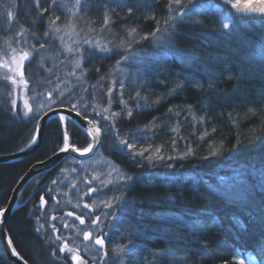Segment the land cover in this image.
<instances>
[{
	"label": "trees",
	"instance_id": "16d2710c",
	"mask_svg": "<svg viewBox=\"0 0 264 264\" xmlns=\"http://www.w3.org/2000/svg\"><path fill=\"white\" fill-rule=\"evenodd\" d=\"M246 1L182 0L170 9V0H83L68 20L60 1L0 0V155L25 148L36 134L40 116H24L15 94L21 81L31 94L68 84L55 106H75L103 134L94 159L68 157L22 192L8 233L27 262L74 264L70 255H85L79 245L89 221L79 225L66 215L77 209L63 204L79 193V169L93 179L92 193L112 199L108 257L85 255L92 264H242L240 256L264 261V13L243 9ZM56 22L75 25L76 54L60 53L58 41L43 42ZM18 44L43 45V54L37 51L13 75L12 57L3 56ZM67 130L79 150L91 143L70 120ZM64 144V128L53 118L34 154L0 165V211L24 174ZM100 158L117 168L101 187L102 169L88 167ZM126 174L146 177L126 180ZM86 201L82 211L94 208ZM112 246L125 250L116 253ZM0 264H13L1 236Z\"/></svg>",
	"mask_w": 264,
	"mask_h": 264
},
{
	"label": "rangeland",
	"instance_id": "374dc122",
	"mask_svg": "<svg viewBox=\"0 0 264 264\" xmlns=\"http://www.w3.org/2000/svg\"><path fill=\"white\" fill-rule=\"evenodd\" d=\"M55 1L62 2V0H55ZM82 2H83V0H79V4H77V0H72L70 3L67 4V2L63 1L61 3L63 5H60V12L61 11L64 12L66 17H69L68 20H74L71 18V16L72 15L75 16L76 11H78L79 8H81L80 4ZM242 4H243L242 8L249 11V9L250 10L251 9H259L260 7L264 6V0H247L246 3H242ZM57 13L59 14V12H57ZM58 14H57V16L54 17L55 21H57L56 18L58 17ZM69 14H71V16ZM72 23L73 22H71L68 26H65V27H58L59 25H57V22H56V25L53 26V29H54L53 32H51L49 34L47 33L45 36L46 38H43V42L46 43V45H50L49 44L50 42L58 41L60 43H63L62 49H60V53L64 52L65 54L71 56L72 51L75 50L74 54H76L78 51H80V48H78L77 45H75L76 43H78L79 36L77 33L73 32V31H75L73 29L75 25ZM57 28L59 29V31H56ZM88 34H89L88 35L89 38H91V35H90L91 33H88ZM91 42H92V40H91ZM18 45H19V47H17V48L14 47L11 51H9L7 57L3 56V59L10 60L9 57H13V55L19 56L21 51H28V52H30V57H33L37 51L42 53V50H43V47L38 48V49H35L33 47H31L30 49H28V48L26 49L23 45H20V44H18ZM69 49H71V51ZM53 53H55V52H53ZM78 58H79L78 56L74 57V59H78ZM8 65L11 66L10 72H11V74L14 75V73L18 70V62H13V60L12 61L10 60ZM6 73H7L6 70H4L3 74L6 75ZM27 85H28L27 81H21L19 89L17 91H15V94L17 95L18 99L20 98V101L22 99V106H21L22 113H24L26 108L32 109L31 114L27 115L26 117L37 116V115L42 114L45 110L53 108L56 105V101L69 88L68 84L65 85L63 82H60V83H58L56 88H55V86H53L54 88L53 87L49 88L46 91H37L36 94H31L27 89ZM88 167L92 168V169L95 167V170L102 169L103 172H101V173L104 174L105 180L103 181L102 184L98 183L100 187L105 185L106 178L110 180L113 177L114 170L117 169L116 167L112 168L111 163L106 158L105 159L100 158L99 160H97L93 163H89ZM79 171L81 172L82 170L79 169ZM79 171L76 174V182L79 180L78 181L79 193L74 194L75 195L74 196V202L72 201V198H67L63 204L69 205L72 208L77 209V211L80 214H82L81 208L84 207L83 204L89 203L88 201H86V200H89L90 202L93 203V206H94V208H96L95 209L96 211H98V210H99V212L101 211V213L99 214V216L101 218L99 224L96 225V227L91 225L88 227V229H86L87 232H85V235L87 233H91V235H89L87 239L86 238L84 239L85 240L84 243H81V245H79V247L84 250L85 255L91 256L93 258H97L98 256L101 257L103 252H102V250H100L99 245H97L95 243V239L100 238V234H102L105 231V228L109 227V224H110V222L108 221L109 218H111V219L113 218L111 212L108 211L109 207L107 206L109 203L112 204V199L110 197L106 196L105 194L101 195V194L92 193V191H91V189H89V187L92 184H95L93 179L87 177L88 174L82 175ZM125 177H126V180L130 177L132 180L142 181L141 179H144L146 176L137 175L136 177H134L133 175L126 174ZM125 177H121V178H125ZM131 179H128V180H131ZM149 181L153 182L156 180L150 179ZM110 208H112V207H110ZM126 227L127 228L129 227L128 221L126 222ZM111 248L113 249V251L116 249V247H114V246H112ZM81 249H78V251H80ZM76 252L74 254L70 255L71 258L74 255H79V257H80L79 260L72 259L74 261V264H81V261H83L84 264H92L93 263L91 260V257L88 259L87 258L84 259L83 257L85 255L81 256L82 255L81 253L79 254ZM239 260L242 264H264V261L257 262L256 259H254L250 256H240Z\"/></svg>",
	"mask_w": 264,
	"mask_h": 264
},
{
	"label": "water",
	"instance_id": "95a60500",
	"mask_svg": "<svg viewBox=\"0 0 264 264\" xmlns=\"http://www.w3.org/2000/svg\"><path fill=\"white\" fill-rule=\"evenodd\" d=\"M28 60L24 62L23 66L27 64ZM60 117H66V119H70L74 121L83 131H85L86 128L92 127H98L96 125H92L89 119L83 117L75 107L68 108V107H55L50 110H48L45 114H43L37 125V132L36 136L34 138L35 142L33 141L26 146L25 148L9 154H1L0 155V165L4 163H11V162H17L24 160L34 154L42 145L44 134L46 127L51 119L58 118L61 123L64 126V132L68 137V143H69V149L67 151L60 150L50 158L35 163L21 178V180L18 182L17 186L13 190V193L11 195V198L6 206L5 209L0 211V236H1V242L3 249L6 253V256L10 262L13 264H29L14 248L11 241L9 233H8V222L13 215V213L16 211L18 207L19 199L22 195L23 190L28 185V183L37 175L49 171L51 169L56 168L65 158L71 156L76 160L80 161H86L94 158L101 147L102 143V134L100 133L97 141L93 145L92 151L85 152L84 150L81 151H74L73 149H77L76 147L72 146L70 143V138L65 126L64 120H61ZM86 132V131H85ZM87 133V132H86ZM91 138V136H90ZM92 140V138H91ZM93 143V141H92Z\"/></svg>",
	"mask_w": 264,
	"mask_h": 264
},
{
	"label": "snow or ice",
	"instance_id": "6c2138e0",
	"mask_svg": "<svg viewBox=\"0 0 264 264\" xmlns=\"http://www.w3.org/2000/svg\"><path fill=\"white\" fill-rule=\"evenodd\" d=\"M36 2H37V5H38L39 0H36ZM53 2H55V0H53ZM181 3H182V0H170V3H169V5H168V7L171 9L173 5H180ZM77 4H79V0H77ZM45 11H46V9H45ZM251 11H259V12H261V13H264V6L260 7L259 9H251ZM129 12H131V9H129ZM184 15H185L184 12H179V13H178V16H179V17H183ZM6 16H7V18H9V19H14V17H13V13H12L11 11H7V12H6ZM56 19L58 20L59 17H57ZM153 19H155V17H153ZM175 19H176V16H169V20H175ZM107 23H108V19H107V16H106V17H105V24H107ZM165 24H168V20H165ZM223 27H224L225 29H230V27H231V21H230V19H229L228 22H225V23L223 24ZM56 31H59V29L57 28ZM133 31H135V30H133ZM159 31H160V28L157 27L156 30H155V32L151 33V35H152V36H155L156 32H159ZM144 38L147 39V36H145ZM85 43H90V42H89V41H85ZM41 47H43V45H41ZM69 50L71 51V49H69ZM29 57H30V52H28V51H21L20 54H19V56L13 55L12 60H13V62H18V67H22V66H23V63H24L25 61L29 60ZM124 59H127V57H124ZM5 66H7V65H5ZM81 66H82V65H81L80 61H77V62H76V67L79 68V67H81ZM20 75L23 76V72H21ZM13 83H15L14 80H13ZM109 94H110V93H109ZM137 96H139V93H137ZM105 111H108V109H105ZM31 112H32V109H31V108H26V110L24 111L23 114H24L25 116H27V115L31 114ZM113 115H117V114L114 113ZM127 115L130 117V116L132 115V112L129 111V112L127 113ZM60 119H61V120H66V117H60ZM108 119H111V117H108ZM90 123H91L92 125H95L96 122L93 121V122H90ZM85 131L87 132V134H88L89 136H91L93 143H90V144L88 145V147H87L84 151H85V152H90V151H92L93 145H94L95 142L97 141V139H98V137H99V135H100V133H101L102 130H101L100 127H94V129H93L92 127H89V128H86ZM34 142H35V140H33V143H34ZM120 143H121V145H122L124 148L129 149V150L132 149V148H134V146H135L134 144L129 143L127 140H121ZM68 149H69L68 137H67V135L65 134V144H64V146H63V148H62L61 150H62V151H67ZM73 150H74V151H79V149H73ZM137 155L143 156V152H139V153H137ZM160 158L163 159V157H160ZM169 159H171V157H169ZM128 179H131V178L129 177ZM107 206H108L109 208L112 207L111 203H109ZM98 219H99V217L96 218V220H98ZM95 222H96V221H93V223H95ZM81 223H83V220H81ZM89 235H91V233H87V234L85 235V238L87 239ZM9 243H11V241H9ZM95 243H96L97 245H99L101 248H103V247H104V244H105V241H104V239H102V238H96V239H95ZM65 248H67V251L70 252V253L76 251V250L73 249V248H68L67 245H65ZM63 250H64V248L61 249V251H63ZM124 250H125L124 247L121 246V247H117L114 251H115L116 253H123ZM129 251H130V252H134V248H133V249H130ZM104 255L107 256L108 253L105 251V252H104ZM72 259L79 260L80 257H79V255H74V256L72 257ZM81 264H84V262L81 261Z\"/></svg>",
	"mask_w": 264,
	"mask_h": 264
},
{
	"label": "flooded vegetation",
	"instance_id": "af4514ba",
	"mask_svg": "<svg viewBox=\"0 0 264 264\" xmlns=\"http://www.w3.org/2000/svg\"><path fill=\"white\" fill-rule=\"evenodd\" d=\"M89 210V211H88ZM95 209L93 207H90L89 209H87L86 211H84L80 216H79V220H76L75 218H72L73 220H75L77 223L79 222V225H84L86 223H88L89 221V225L91 226H95L99 224L101 218L99 216V212L96 213V211H94ZM99 217L98 220H96V218ZM81 220H83V223H81ZM93 221H96L95 223H93ZM111 227V225L106 228V230L100 234V238L104 239L105 244L104 247L101 248L100 246V250H102L103 254H102V258H104V252H105V247H106V242H107V236H108V230ZM87 232V231H86ZM104 237V238H103ZM105 259V258H104ZM107 259V258H106Z\"/></svg>",
	"mask_w": 264,
	"mask_h": 264
},
{
	"label": "bare ground",
	"instance_id": "6f19581e",
	"mask_svg": "<svg viewBox=\"0 0 264 264\" xmlns=\"http://www.w3.org/2000/svg\"><path fill=\"white\" fill-rule=\"evenodd\" d=\"M29 263V262H28ZM30 264V263H29Z\"/></svg>",
	"mask_w": 264,
	"mask_h": 264
}]
</instances>
